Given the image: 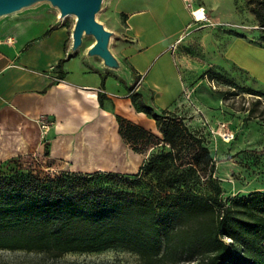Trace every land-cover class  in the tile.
<instances>
[{
  "label": "rangeland",
  "instance_id": "374dc122",
  "mask_svg": "<svg viewBox=\"0 0 264 264\" xmlns=\"http://www.w3.org/2000/svg\"><path fill=\"white\" fill-rule=\"evenodd\" d=\"M124 1L103 0L96 15L97 21L108 30L116 26L119 23L117 9ZM182 1L188 12V23L182 33L183 39L175 44L178 60L175 66L183 75L185 86L171 110L186 119L192 133L203 137L215 170L211 172L210 165L202 166L198 167L199 174L208 179L212 173L223 200L254 191L264 192V28L256 17L257 3L255 0ZM39 6L56 9L50 2L40 1L13 13L14 15L0 18V23L23 18L30 9ZM193 14L205 22H197ZM60 23L69 30L68 42L71 45L76 18H60ZM113 42L114 33L110 46ZM94 43V36L85 35L79 50L88 52ZM252 91L263 96L249 93ZM140 96L138 101L142 100L153 106L155 111H160L151 90L143 87ZM259 98L261 102L257 103ZM54 124L56 121L50 118H42L38 123H33L25 122L11 113L0 115V171L6 172L0 173V181L11 179L7 183L12 187L59 186L66 190L67 187H63L62 182L59 185L57 183L66 176L75 177V174H71L72 168L78 171H135L140 164H144L162 149L161 145L158 146L159 141L153 137L148 140V149L140 152L116 137V145L119 146L116 149L125 154L120 155L123 158H112L113 155L104 152L103 144L90 145L88 148V145H84L83 148L82 145L73 143L72 153L78 152L80 147L83 152L96 148V152L92 154L102 156L112 167L77 168L76 158H69L71 168L69 161L51 159L41 148L48 143V128ZM193 153L194 150L189 148L183 151L182 161L174 163L172 169H188ZM84 155L86 156V152ZM78 160L86 164L95 158L84 157ZM182 162L183 165L180 166ZM206 179L202 178L194 184L192 189L195 193L205 196L210 194L204 184ZM77 188L81 192L103 196H150L156 201L164 196L154 190L148 180L134 181L122 175L96 176L89 183L78 184ZM0 264L145 263L139 254L123 247H113L97 252H68L58 257L47 251L0 249ZM163 264H198V260H165Z\"/></svg>",
  "mask_w": 264,
  "mask_h": 264
},
{
  "label": "trees",
  "instance_id": "16d2710c",
  "mask_svg": "<svg viewBox=\"0 0 264 264\" xmlns=\"http://www.w3.org/2000/svg\"><path fill=\"white\" fill-rule=\"evenodd\" d=\"M255 1L256 17L264 28V0ZM65 62L63 58L58 63L60 79L65 75ZM139 97L131 94L133 104L156 121L162 137L117 117L120 134L135 151L148 149L150 137L159 141L161 151L136 174L71 173L75 177L66 176L57 183L62 182L66 190L59 186L12 187L7 183L11 179L0 181V249L47 251L58 257L123 247L139 254L145 264L183 258H197L198 264H264V192L223 200L212 173L208 179L199 174L198 167L210 165L211 172L215 170L203 137L190 131L184 117L169 110L157 112L138 101ZM104 98L100 92L101 105ZM187 148L194 150L189 168L173 170ZM105 174L146 179L164 196L156 201L150 196L127 198L78 190V184ZM202 178L210 190L207 196L192 189Z\"/></svg>",
  "mask_w": 264,
  "mask_h": 264
},
{
  "label": "crops",
  "instance_id": "0c3cea01",
  "mask_svg": "<svg viewBox=\"0 0 264 264\" xmlns=\"http://www.w3.org/2000/svg\"><path fill=\"white\" fill-rule=\"evenodd\" d=\"M117 12L119 23L110 29L114 33L110 49L123 69L109 68L100 57H89L81 49L72 53L69 30L56 9L39 6L23 18L0 23V115L11 113L33 123L55 120L48 143L41 147L51 159L76 158L77 168H110L101 167L102 156L93 155L96 148L85 151L86 156L83 148L103 144L112 158H123L125 153L116 149V137L125 142L117 117L162 137L156 121L136 109L131 94L146 87L154 94L157 109L173 111L184 89L183 75L175 66V44L183 39L188 23L183 1L125 0ZM63 58L65 75L60 79L58 63ZM73 143L83 148L74 154ZM84 157L95 162L80 163ZM142 165L135 171H78L72 163L71 168L78 174H136Z\"/></svg>",
  "mask_w": 264,
  "mask_h": 264
},
{
  "label": "water",
  "instance_id": "95a60500",
  "mask_svg": "<svg viewBox=\"0 0 264 264\" xmlns=\"http://www.w3.org/2000/svg\"><path fill=\"white\" fill-rule=\"evenodd\" d=\"M40 1L50 2L54 8L60 11L61 17L69 15L76 17L72 33L73 43L70 48L72 53L81 47L85 35H92L95 38V43L88 50V56L100 57L109 68L123 69L122 64L110 49L112 31L96 19L103 0H0V18Z\"/></svg>",
  "mask_w": 264,
  "mask_h": 264
},
{
  "label": "bare ground",
  "instance_id": "6f19581e",
  "mask_svg": "<svg viewBox=\"0 0 264 264\" xmlns=\"http://www.w3.org/2000/svg\"><path fill=\"white\" fill-rule=\"evenodd\" d=\"M58 13H59V16L61 17V13H60V11L58 10ZM11 15H14V14H11ZM9 15H5V16H3V17H8ZM68 17H75L74 15H69V16H66V17H61V19H66V18H68ZM76 18V17H75ZM197 19V18H196ZM198 20V19H197ZM200 21V20H199ZM50 128H51V126L48 128V130H50ZM225 140H228V139H225ZM99 162L102 164H99V165H101V167H111L112 165L110 164V162H104L103 160H99ZM104 162V163H103ZM225 172H223V174H224ZM225 175H226V173H225Z\"/></svg>",
  "mask_w": 264,
  "mask_h": 264
},
{
  "label": "built area",
  "instance_id": "2783aa9c",
  "mask_svg": "<svg viewBox=\"0 0 264 264\" xmlns=\"http://www.w3.org/2000/svg\"><path fill=\"white\" fill-rule=\"evenodd\" d=\"M194 16V15H193ZM194 19L197 21V22H205V21H199V20H197L196 18H195V16H194Z\"/></svg>",
  "mask_w": 264,
  "mask_h": 264
}]
</instances>
